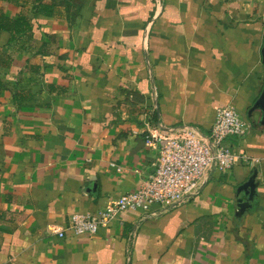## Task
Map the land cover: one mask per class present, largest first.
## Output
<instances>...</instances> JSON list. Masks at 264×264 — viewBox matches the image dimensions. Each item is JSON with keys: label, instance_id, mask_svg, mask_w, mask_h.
I'll return each instance as SVG.
<instances>
[{"label": "crops", "instance_id": "obj_1", "mask_svg": "<svg viewBox=\"0 0 264 264\" xmlns=\"http://www.w3.org/2000/svg\"><path fill=\"white\" fill-rule=\"evenodd\" d=\"M263 46L264 0H0V264H264ZM227 105L256 163L67 229L153 172L149 132L207 133Z\"/></svg>", "mask_w": 264, "mask_h": 264}, {"label": "built area", "instance_id": "obj_2", "mask_svg": "<svg viewBox=\"0 0 264 264\" xmlns=\"http://www.w3.org/2000/svg\"><path fill=\"white\" fill-rule=\"evenodd\" d=\"M158 6L162 0H155ZM250 123L231 105L216 110L207 133L192 125L163 126L157 134L149 132L146 143L157 150L153 172L133 190L121 193L95 212H75L67 229L75 235H94L125 210L149 212L158 204L168 210L188 202L213 171L229 172L237 161L253 165L257 160L236 153L228 144L232 137H244ZM63 237V231L59 233Z\"/></svg>", "mask_w": 264, "mask_h": 264}, {"label": "water", "instance_id": "obj_3", "mask_svg": "<svg viewBox=\"0 0 264 264\" xmlns=\"http://www.w3.org/2000/svg\"><path fill=\"white\" fill-rule=\"evenodd\" d=\"M262 55H263V62H264V46H263V48H262ZM263 102H264V92H263L262 95L260 96L259 100H257L255 106H258V105L260 106V105L263 104ZM248 116H250V115L248 114ZM255 176H256V172L253 173V177H255ZM254 185H255V184H254Z\"/></svg>", "mask_w": 264, "mask_h": 264}, {"label": "trees", "instance_id": "obj_4", "mask_svg": "<svg viewBox=\"0 0 264 264\" xmlns=\"http://www.w3.org/2000/svg\"><path fill=\"white\" fill-rule=\"evenodd\" d=\"M5 27V26H2V28Z\"/></svg>", "mask_w": 264, "mask_h": 264}]
</instances>
